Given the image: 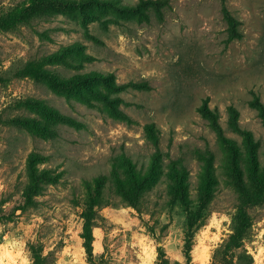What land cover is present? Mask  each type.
Masks as SVG:
<instances>
[{
	"label": "rangeland",
	"instance_id": "374dc122",
	"mask_svg": "<svg viewBox=\"0 0 264 264\" xmlns=\"http://www.w3.org/2000/svg\"><path fill=\"white\" fill-rule=\"evenodd\" d=\"M83 1L37 8L0 0V199L15 211L0 220V264H35L30 243L54 264H214L241 206L243 247L264 264V120L255 104H264V0H168L162 12L126 9L140 0ZM225 10L241 38L228 40ZM44 59L57 77H95L66 90L21 74ZM123 156L144 175L156 165L154 186L135 204L114 183L112 165ZM178 159L189 173L185 203L171 194L179 192L171 167ZM29 163L47 184L36 206L17 209ZM103 174L109 182L99 187ZM87 211L93 258L82 236Z\"/></svg>",
	"mask_w": 264,
	"mask_h": 264
},
{
	"label": "trees",
	"instance_id": "16d2710c",
	"mask_svg": "<svg viewBox=\"0 0 264 264\" xmlns=\"http://www.w3.org/2000/svg\"><path fill=\"white\" fill-rule=\"evenodd\" d=\"M91 2H95L99 5L102 4H108L113 5L114 3L112 1L108 0H90ZM33 4L39 8L40 6H50V7H73L75 4L83 3V0L77 1V0H32ZM168 0H140L136 5L127 6L126 9L130 11H139V10H147L149 8H154L158 12H162V8L166 5ZM226 17L229 22V37L228 40L232 41L238 38L242 37V33L238 29V23L239 21L236 19V17L232 16L228 10H225ZM53 58L55 57L52 56ZM46 63V59L42 61L40 65H29L26 69L21 70V74L23 72L29 73L31 75H41L50 80V82L60 88L66 89V90H73L77 88L80 85L85 84L90 78H94L95 75H92L91 73H76L68 78H60L55 76L49 68L44 66ZM99 75H102L100 73H97ZM256 106L260 108L261 115L264 120V104L260 101H256ZM202 110L206 112V114L212 115L214 119L215 127L218 130L220 129L219 124L217 123V115L213 114L212 111H210L206 106L202 107ZM48 114L52 115H58L59 111L55 109L54 107H48V109L45 110ZM35 123V121H34ZM42 127V125H39ZM152 125H148L147 128H152ZM48 128L49 127H46ZM246 133V139L247 141L253 146V134L250 131H245ZM222 138L230 145L232 150L236 152L237 155H240L237 153V149L235 147L234 139L230 137H226L222 135ZM160 154V153H159ZM123 161H120L119 158H116L113 165H112V171L115 175L114 177V183L116 184L117 188L121 190V194L128 198L131 203L135 204L137 201L140 200V198L145 194L146 191L150 190L155 182L154 177H156V165H153L150 172L144 175V173L140 170H136L135 164L131 161L129 157L123 156ZM254 165L256 166L254 173L257 174L258 166L256 164V161L254 162ZM30 167V182H28L27 186L24 189V192L21 196L20 201L18 202L17 209L22 208L23 210L28 209L30 206H36L38 203L37 196L43 194L41 193L44 189V183L45 181H42L45 179V176L42 174L43 171H40L38 167L35 165H31L29 163ZM171 167L173 169V180L176 183L175 184V190H178V193H171L173 196L174 201H181L183 203L188 202L191 197L190 193L186 192V188H188L189 183V173L186 164L181 159L178 160H172L171 161ZM262 181L261 184V191H264V171L262 172ZM252 180H256L255 177L252 178ZM109 182V175L103 174L100 177H98V186L102 187L106 185ZM235 185L240 189L242 192L243 198H247L248 192H243L244 187V178L238 176L234 180ZM99 196V193H98ZM176 197V198H175ZM102 200L98 203V206H103L104 203H102ZM201 200L204 201L205 197L201 196ZM8 200L4 197L0 199V220H11L14 218L15 211L6 212L5 209H3V204H5ZM242 212V206L240 207L237 215V220L235 221V224L233 225V232L229 235V238L221 244L213 254V261L214 264H224L227 259L226 257L228 255L234 256L236 258L235 261H232L230 264H254V258L253 255L243 246L242 238L244 234L247 232V218L244 215H241ZM205 224V223H203ZM95 226V221L93 219V215L91 212L87 211L84 213V229L82 236L85 239V246L87 248V252L92 256L93 258V228ZM193 235L190 233V231H187L185 243H184V252L187 257V261L191 263L192 261V250L193 246L195 244L194 239L192 237ZM30 251L32 254V259L34 260L35 264H54V261L51 260L50 256L48 254H44L43 248L39 246L37 243H30ZM162 255H165V253H161ZM91 258V259H92ZM91 264H95L93 260L91 261Z\"/></svg>",
	"mask_w": 264,
	"mask_h": 264
}]
</instances>
